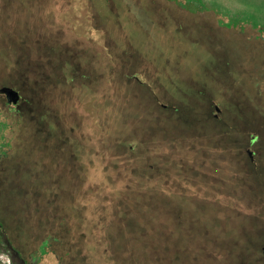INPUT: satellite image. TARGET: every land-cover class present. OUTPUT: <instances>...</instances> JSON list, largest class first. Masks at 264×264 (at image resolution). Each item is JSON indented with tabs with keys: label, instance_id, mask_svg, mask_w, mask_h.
I'll list each match as a JSON object with an SVG mask.
<instances>
[{
	"label": "rangeland",
	"instance_id": "obj_1",
	"mask_svg": "<svg viewBox=\"0 0 264 264\" xmlns=\"http://www.w3.org/2000/svg\"><path fill=\"white\" fill-rule=\"evenodd\" d=\"M218 1L0 0V211L40 264H264V0Z\"/></svg>",
	"mask_w": 264,
	"mask_h": 264
},
{
	"label": "flooded vegetation",
	"instance_id": "obj_2",
	"mask_svg": "<svg viewBox=\"0 0 264 264\" xmlns=\"http://www.w3.org/2000/svg\"><path fill=\"white\" fill-rule=\"evenodd\" d=\"M176 2L182 6L181 8L191 13L206 11H214L216 13L219 11L223 14L229 13L227 9L220 7L218 0H176ZM240 14L241 20L247 22L249 18L246 13L241 12ZM36 82L39 83L38 81ZM36 88L40 90V88ZM21 99L22 96L17 88L6 84L0 85V108L6 109L7 113L14 118H17V115H15L17 114V104ZM215 109L217 111L220 110L217 105H215ZM10 127L13 131H17L15 129L17 121L11 125L0 121V159L8 157L11 151L12 142L4 135V131ZM247 153L250 161H254L253 153L250 149ZM53 240L57 241L58 239L54 237ZM49 245L50 243L44 240L36 248L25 253L17 244V219H14L12 222V219H6L0 211V264H40L41 258L45 254L54 253L49 248Z\"/></svg>",
	"mask_w": 264,
	"mask_h": 264
},
{
	"label": "water",
	"instance_id": "obj_3",
	"mask_svg": "<svg viewBox=\"0 0 264 264\" xmlns=\"http://www.w3.org/2000/svg\"><path fill=\"white\" fill-rule=\"evenodd\" d=\"M250 153V152H249ZM263 249H264V247H263Z\"/></svg>",
	"mask_w": 264,
	"mask_h": 264
}]
</instances>
